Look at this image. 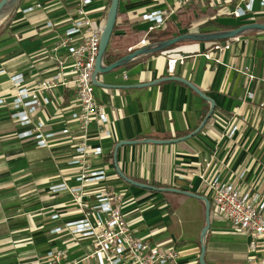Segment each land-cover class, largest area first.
Here are the masks:
<instances>
[{
  "label": "crops",
  "instance_id": "obj_1",
  "mask_svg": "<svg viewBox=\"0 0 264 264\" xmlns=\"http://www.w3.org/2000/svg\"><path fill=\"white\" fill-rule=\"evenodd\" d=\"M111 2L93 0L85 8L88 17L104 27ZM174 2L121 0L113 34L117 42L106 65L121 52L130 54L146 40L152 24L143 20L144 15L167 11ZM31 8L34 11L27 13ZM191 8L200 11L198 6L179 11L156 33L170 29L174 38L179 36L186 27L183 14ZM76 10V0H19L0 29V99L6 100L0 105V190L13 182L17 189L27 190L21 208L5 207L4 191L0 192V264H43L51 250H66L69 261L81 260L92 252L90 240H75L65 230L68 223L83 219L72 195L51 191L63 184L68 188L83 185L78 181L82 166L71 164L76 156L74 147L81 142L76 124L69 122L72 136L57 137L49 142L50 147L41 149L33 139L18 137L34 126L22 127L11 119V103L18 91L11 78L23 75L24 87L32 90L59 72L57 59H66L68 53L55 49L73 27ZM216 22L237 24L222 23L219 18ZM200 31L222 30L210 27ZM140 39L132 46L133 40ZM75 42L79 43L80 37ZM121 42L122 50L116 48ZM227 42L231 47L224 52L214 51L216 42H184L97 77L103 84L117 86L95 90L111 120L113 137H100L98 124L91 126L88 143L102 148L103 155L90 159V170L105 171L106 180L84 184L83 200L94 203L101 190L120 194L123 214L136 237L152 246L174 249L181 264L200 261L206 205L188 194L207 195L201 176L238 182L239 175L245 173L244 180L239 181L241 187L264 199V32L221 43ZM175 59L178 62L169 71L168 62ZM72 66L73 61L66 59L62 69L67 80L74 78ZM187 83L211 99L214 108ZM46 96L52 104L35 116V122L45 123L44 133H60L75 106L73 92L58 87ZM235 126L237 131L230 137ZM21 166L28 173L24 184L20 183L24 176L15 169ZM41 168L43 172L37 171ZM14 203L19 205V200ZM9 212L14 217L6 220L3 215ZM212 215L206 263L247 264L248 235L234 236L216 229L214 219L221 217L214 212ZM57 228L63 232L53 233Z\"/></svg>",
  "mask_w": 264,
  "mask_h": 264
},
{
  "label": "built area",
  "instance_id": "obj_2",
  "mask_svg": "<svg viewBox=\"0 0 264 264\" xmlns=\"http://www.w3.org/2000/svg\"><path fill=\"white\" fill-rule=\"evenodd\" d=\"M158 2L159 0H154ZM93 0H76L77 19L73 27L67 31L66 37L59 43L55 51L65 49L66 59L73 61L70 74L72 80L65 78L63 67L66 59H57L59 72L50 79L39 83L34 89L24 87L23 75L11 78L18 88L11 103L13 113L11 119L22 127L34 126L33 130L21 133V140L33 139L41 149L48 148L49 142L62 137L72 136L69 122L76 124L81 142L75 149L76 156L72 165L82 166L83 174L78 181L80 187L68 188L65 184L51 188L53 193L68 191L72 203L82 214L83 219L68 223L65 230L73 239L90 240L92 252L81 260L69 261L66 250H51L43 258V264H181L180 255L174 249L152 246L148 242L136 237L129 228L122 211V196L118 193L101 190L96 195V201L89 203L83 200L84 184L106 180L103 170L91 171L90 159L103 155L102 148H94L89 142V131L93 124H98L100 137L112 138L113 128L104 104L96 98V86L93 83L94 71L100 51L101 37L104 27L96 25L89 17L85 8ZM229 5L232 8H229ZM198 6L205 10L226 12L228 18L239 22L253 23L264 19V0H175L167 11H158L143 16V20L152 24L148 34L166 28V21L174 14L184 9ZM41 6H38L40 8ZM34 8L27 11L33 12ZM214 18H225V16ZM51 26V24H49ZM76 37L80 42L76 43ZM234 40V39H233ZM147 40L139 44V48L149 45ZM230 44L216 42L214 51L224 52L230 49ZM133 49L131 48L130 51ZM211 58L209 54L206 55ZM178 60H169V71H173ZM184 64V61H180ZM252 78V77H251ZM58 87L72 90L74 103L71 117L60 133H44L46 127L41 120L35 122V116L43 112L46 106L52 104V99L46 93ZM249 96L254 98V94ZM6 100L0 99V105ZM264 106V104H262ZM237 131L235 126L229 133L232 137ZM245 173L238 177V182H223L220 178H205L201 176L204 188L213 207L214 213L230 221L240 233L250 238L248 264H264V199L259 194H253L246 187H241L239 181L244 180ZM59 216H55L58 218ZM63 228H57L53 233H62Z\"/></svg>",
  "mask_w": 264,
  "mask_h": 264
},
{
  "label": "water",
  "instance_id": "obj_3",
  "mask_svg": "<svg viewBox=\"0 0 264 264\" xmlns=\"http://www.w3.org/2000/svg\"><path fill=\"white\" fill-rule=\"evenodd\" d=\"M120 1L121 0H112L111 7L108 12L107 20H106V23L103 29V33L101 37V44H100V51H99V55L97 58L95 71H94V78H93V83L98 88L113 89L117 87V86L101 83L97 79L99 75L111 73L114 70L127 65L128 63L134 61L135 59L139 57L163 52L174 45L181 44L184 42H222L225 40L238 39L246 34L253 33V32H264V23H249V24L242 25L236 29L227 30V31L181 34L165 42L149 44L142 48H138L134 50L133 52H131L130 54H128L127 56L114 62L113 64L106 65L105 54L108 51L110 41L114 33L115 26L117 24L118 13H119V8H120ZM11 2H13V5L10 11L5 16H7L9 13H11L14 10L19 0H1L0 1V17L2 16L1 13L3 9ZM188 86H190L201 98L210 102L212 104V107L214 108L215 105L211 99H209L207 96H205L202 92H200L197 88L193 87L191 84H188ZM211 115H212V112L209 114L208 118L205 120V122L203 123V125L201 126L199 130H201L206 125ZM157 143L164 144L167 142L157 141ZM146 188L154 189L148 186ZM166 191L179 192L173 189H168ZM184 193L187 194L186 192ZM188 195L195 199L203 201L206 205V227L203 230V237H204L205 235L208 234L211 228V208H212L211 202L208 198L203 197V196H199L196 194H188ZM205 254H206V248L204 246L201 256H200L201 264H207L205 261Z\"/></svg>",
  "mask_w": 264,
  "mask_h": 264
},
{
  "label": "rangeland",
  "instance_id": "obj_4",
  "mask_svg": "<svg viewBox=\"0 0 264 264\" xmlns=\"http://www.w3.org/2000/svg\"><path fill=\"white\" fill-rule=\"evenodd\" d=\"M229 8H232V6L229 5ZM15 9H16V7L14 8V10ZM199 9H200V11H198V9L195 10V8H191V10L188 11V13L184 12V14H183L184 20H182V21L186 20V22H188L184 30H188V33H202L200 31V29H201L200 27H201L202 24L205 23V21L206 22L210 21V20L217 21V19H215L214 17L219 14L218 11H214V10L208 11V10L202 9L200 7H199ZM189 12L195 15V20L194 21H190V22L188 21L190 19V16L192 15V14L190 15ZM11 14L12 13H9L7 16H4L5 19L3 21L0 20V29L2 28V23L5 22V21H8L10 16H11ZM207 14L210 17L207 16ZM226 14H227L226 12H221L219 14V16H223V15L225 16V18H220L219 19L220 22L226 23V24L239 23V21H237V20H234L232 18H228L226 16ZM207 17H209L211 19L210 20H206ZM253 23H259V22H253ZM153 33L156 34V32H153ZM15 169H16V171H18V170L20 171L19 173H20L21 177L24 176V178H21L20 183H22V184L26 183V176L28 175V173L25 172L26 168L21 166V167H19V169H17V168H15ZM37 171L43 172V168L38 169ZM41 184L42 183L37 184L38 190L40 189L39 185H41ZM26 191H27L26 189L25 190L17 189V187H16L14 182L13 183H8L7 185H5V188L3 190H0V192H3L2 195H3L4 201L7 202L5 207H8V208H14L15 206H18L20 208L23 207L24 200H26V197H27ZM15 193H17V194L15 195ZM14 200H19V205L15 204ZM212 212H214L213 208H211V214H212ZM13 217L14 216L11 215V212L6 213L5 215H3V218H5L6 220H11ZM211 218H213V215H212ZM214 223L218 224L215 227L216 229H219V230L224 229L225 230L224 232H226V234H230V235H234V236H243L244 235V234L240 233L238 230H236V228L233 226V224L230 221L226 220L225 218H222V217H221V219L220 218H217V219L215 218L214 219ZM222 223L223 224H227V225L221 226L220 224H222ZM203 230L201 232V240H200V242H201V253H202L203 247L205 246V248H206L208 246V244H207V235H205L203 237ZM219 232H221V231H219ZM247 252H248V258H249V251H247ZM246 257H247V253L245 254V259H246ZM248 258H247V264H248ZM199 264H201L200 261H199ZM242 264H244V263H242Z\"/></svg>",
  "mask_w": 264,
  "mask_h": 264
},
{
  "label": "trees",
  "instance_id": "obj_5",
  "mask_svg": "<svg viewBox=\"0 0 264 264\" xmlns=\"http://www.w3.org/2000/svg\"><path fill=\"white\" fill-rule=\"evenodd\" d=\"M119 10H120V9H119ZM189 13H190V12H189ZM191 14H192V13H190V15H191ZM119 15H120V12L118 13V16H119ZM207 16H209V15L207 14ZM194 20H195V15L192 14V15L190 16V19H189L188 21L190 22V21H194ZM187 23H188V22L183 21V26H186ZM245 24H247V23H245V22H239V23H237V24H235V25H233V26H225V25H222V24L217 23L216 21L210 20V21H207V22H205L204 24H202L200 28H201V29H205V28H210V27H218V28H219L220 30H222V31H227V30H233V29H236V28H238V27H240V26H242V25H245ZM115 31H116V26H115V29H114V33H115ZM114 33H113V34H114ZM187 33H188V30H184V31H182V32H181L180 34H178V35H181V34H187ZM204 33H209V32H204ZM131 35H132V33H130L128 37L132 38ZM134 38H135V39H138V38H136L135 36H134ZM173 38H174V35L171 33V30H170V29H167L166 31L160 32L159 34H157V33H156V34H155V33H150V34H148V35L146 36L145 39H146V40H149L151 44H155V43L165 42V41L171 40V39H173ZM140 41H141V39H140V40H135V41L133 40V41H132V46L138 44ZM225 41H227V40H225ZM225 41H223V42H225ZM116 42H117L116 37L113 35L112 38H111V41H110V45H109L108 51H107L106 54H105V60H109V59L112 57V51H111V48L114 46V44H116ZM176 46H177V45H174V46L168 48L167 50H170V49H172V48H174V47H176ZM114 47H115V46H114ZM116 48L122 50V49H124V44H123L122 42H121L120 44L117 43ZM167 50H165V51H167ZM128 54H129V53H128L127 51H125V52H121L120 54L116 55V56L114 57V60L110 61V65L113 64L114 62L118 61L119 59H121V58L127 56Z\"/></svg>",
  "mask_w": 264,
  "mask_h": 264
},
{
  "label": "bare ground",
  "instance_id": "obj_6",
  "mask_svg": "<svg viewBox=\"0 0 264 264\" xmlns=\"http://www.w3.org/2000/svg\"><path fill=\"white\" fill-rule=\"evenodd\" d=\"M13 5V2L9 3L2 11L0 20L4 18V16L10 11L11 7Z\"/></svg>",
  "mask_w": 264,
  "mask_h": 264
}]
</instances>
